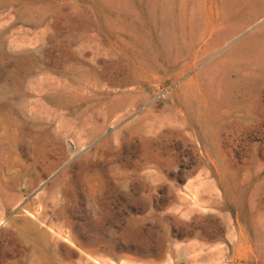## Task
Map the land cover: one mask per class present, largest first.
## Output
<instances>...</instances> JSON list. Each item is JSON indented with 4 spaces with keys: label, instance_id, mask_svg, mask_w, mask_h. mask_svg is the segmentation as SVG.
<instances>
[{
    "label": "rangeland",
    "instance_id": "rangeland-1",
    "mask_svg": "<svg viewBox=\"0 0 264 264\" xmlns=\"http://www.w3.org/2000/svg\"><path fill=\"white\" fill-rule=\"evenodd\" d=\"M0 114V264H264V0H0Z\"/></svg>",
    "mask_w": 264,
    "mask_h": 264
},
{
    "label": "bare ground",
    "instance_id": "bare-ground-1",
    "mask_svg": "<svg viewBox=\"0 0 264 264\" xmlns=\"http://www.w3.org/2000/svg\"><path fill=\"white\" fill-rule=\"evenodd\" d=\"M50 88V87H49ZM73 88V87H72ZM75 89V88H74ZM59 91V90H58ZM82 91V90H81ZM75 92H77V91H75ZM79 92V91H78ZM82 93V92H81ZM80 93V94H81ZM121 94H123L122 92H121ZM114 96V95H113ZM122 96V95H121ZM115 97H117V96H115ZM119 97V96H118ZM127 97H129V96H127ZM132 97V96H131ZM133 100V99H132ZM151 103V102H150ZM130 104V103H129ZM132 104V103H131ZM130 104V105H131ZM33 105V104H32ZM129 105V106H130ZM29 106V105H28ZM154 107V106H153ZM25 108V107H24ZM28 108V107H27ZM133 108V107H132ZM134 108H136L135 107V105H134ZM137 110H138V108H137ZM25 112V111H24ZM133 112H134V110H133ZM135 112H136V110H135ZM1 115V114H0ZM130 115V114H129ZM123 116H126V115H123ZM123 116H122V118H123ZM2 117V115L0 116V118ZM23 117V116H22ZM28 117V116H27ZM32 118V117H31ZM5 119V118H4ZM6 120V119H5ZM23 120V119H22ZM29 120V119H28ZM44 121V120H43ZM43 121H42V123H43ZM7 123V122H6ZM34 123V122H33ZM37 123V122H36ZM41 123V122H40ZM4 124H5V121L3 120V119H0V131L1 130H3L4 129ZM45 124V123H44ZM48 124V123H47ZM117 124V123H116ZM40 126V125H39ZM43 126V125H42ZM52 126V125H51ZM76 126V125H75ZM11 127V126H10ZM50 127V126H49ZM79 127V126H78ZM38 129H39V127H37ZM45 128V127H44ZM46 128H48V127H46ZM45 128V129H46ZM52 128V127H51ZM50 128V129H51ZM33 129H34V127H33ZM32 129V130H33ZM21 130V129H20ZM86 131V130H85ZM34 132H37V131H34ZM45 132H47V131H45ZM50 132V131H49ZM97 132V131H96ZM31 133H32V131H31ZM87 133V132H86ZM89 133V132H88ZM10 134V133H9ZM36 134V133H35ZM40 134V133H39ZM50 134V133H49ZM91 134V133H90ZM100 134V133H99ZM11 135V134H10ZM98 135V134H97ZM96 135V136H97ZM13 136V135H12ZM46 137V136H45ZM3 138H7V137H3ZM94 138V137H93ZM14 139V138H13ZM15 140V139H14ZM2 140L0 139V146H1V142ZM4 142V141H3ZM8 142H9V139H8ZM14 143H15V141H14ZM13 143V144H14ZM5 144V143H4ZM7 144V143H6ZM10 144V143H9ZM7 147V146H6ZM12 147V146H11ZM13 147H15V145L13 146ZM22 147V146H21ZM33 147V146H32ZM7 149V148H6ZM8 150H10L9 148H8ZM14 150V149H13ZM10 151H12V150H10ZM8 152V151H7ZM20 152V151H19ZM9 153V152H8ZM7 153V155H9ZM11 154V153H10ZM17 154V153H16ZM5 155H6V151L4 150V149H2L1 147H0V167H1V169H3V170H5L4 169V165L6 164L5 162H6V160H5ZM13 155H15V154H13ZM16 156V155H15ZM18 156H20V155H18ZM12 157V156H11ZM10 157H9V161H10ZM7 160H8V156H7ZM11 160H13V158L11 159ZM8 168V167H7ZM9 171L11 170V169H8ZM13 170V169H12ZM36 199V198H35ZM37 200V199H36ZM19 201H21V200H19ZM40 201V200H39ZM45 203V202H44ZM16 204V203H15ZM18 204V203H17ZM28 204V203H27ZM7 205V204H6ZM34 205V204H33ZM38 205V204H37ZM36 205V206H37ZM43 205V204H42ZM32 206V205H31ZM51 206V205H50ZM30 207V206H29ZM33 207V206H32ZM45 207H47V203H46V206ZM45 207H43V209L45 208ZM51 208V207H50ZM1 210V209H0ZM33 210V209H32ZM16 214V213H15ZM34 214V213H33ZM44 214V213H43ZM53 214V213H52ZM17 215H19V214H17ZM35 215V214H34ZM36 216V215H35ZM17 217V216H16ZM47 217V216H46ZM22 218V217H21ZM41 218V217H40ZM42 218H45V217H43V215H42ZM18 219V218H17ZM30 219V218H29ZM19 220V219H18ZM21 220H24V219H21ZM31 220V219H30ZM41 220H43V219H41ZM25 222H26V219L24 220ZM27 221H29V220H27ZM34 221V220H33ZM10 222V221H9ZM8 222V223H9ZM12 222V221H11ZM14 222V221H13ZM19 222V221H18ZM51 222V221H50ZM16 223V222H15ZM42 223H44L43 221H42ZM26 224V223H25ZM29 224V223H28ZM31 224V223H30ZM19 225V224H18ZM33 225V224H32ZM30 226V225H29ZM35 225H33V227H34ZM40 226V225H39ZM18 228L20 227V226H17ZM22 227V226H21ZM32 227V226H31ZM51 227V226H50ZM49 227V228H50ZM23 228V227H22ZM11 229V228H10ZM20 229V228H19ZM28 229V228H27ZM34 229H35V227H34ZM37 229V228H36ZM44 229V228H43ZM13 231V230H12ZM23 231V230H22ZM19 232H21V230L19 231ZM44 232V231H43ZM16 234V233H15ZM21 234V233H20ZM47 235H48V233H46ZM17 235V234H16ZM28 245V244H27ZM25 246V245H24ZM31 247H32V245H30ZM28 247H29V245H28ZM34 247H36L35 245H34ZM37 248V247H36ZM29 250V249H28ZM31 250V249H30ZM38 250V249H37ZM33 252H34V250H33ZM31 253V252H30ZM32 254V253H31ZM34 254L35 253H33V256H34ZM36 255V254H35ZM206 255V254H205ZM37 256V255H36ZM35 256V257H36ZM32 257V256H31ZM34 258V257H33ZM39 258H41V257H39ZM27 259V258H26ZM28 259H30V257L28 258ZM35 259V258H34ZM38 259V258H37ZM36 260V259H35ZM34 260V261H35ZM33 260L32 261H30V262H32V264H33V262H34ZM39 263V262H38ZM36 264V263H35Z\"/></svg>",
    "mask_w": 264,
    "mask_h": 264
}]
</instances>
